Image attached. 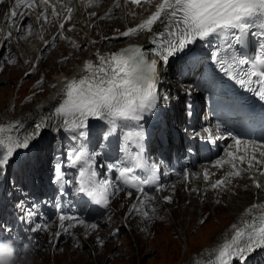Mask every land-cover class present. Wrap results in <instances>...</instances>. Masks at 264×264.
<instances>
[{"label": "snow or ice", "instance_id": "snow-or-ice-1", "mask_svg": "<svg viewBox=\"0 0 264 264\" xmlns=\"http://www.w3.org/2000/svg\"><path fill=\"white\" fill-rule=\"evenodd\" d=\"M94 2L99 5L102 0ZM124 2L127 3V0ZM0 3H3V0H0ZM21 3L22 0H16L11 11L13 18L20 15L15 9L20 7ZM132 3L139 5L140 0H132ZM39 4L44 7L48 0H39ZM28 7H34V4L29 2ZM115 7H119V0ZM71 11L69 6L68 12ZM52 16L56 17L58 13L53 10ZM41 19L48 22L44 12L38 14L37 22ZM15 24L13 19L8 34L4 36L5 40L11 39V30ZM157 25H162L163 31H157ZM63 27L64 21L60 23V28ZM140 31L151 34L150 43L154 47L145 50L141 46H130L115 53H96L98 63L94 65L90 61L85 62L82 78L67 83L60 93L62 102L55 107L54 113L46 120L42 118L31 132L20 131L19 123L0 125V176H3L7 167L21 156V150L31 151L42 131L56 120L57 128L62 127L74 140L81 141L67 156L69 166L78 172L76 179L80 185L79 190L95 203L108 207L109 199L120 189L113 188L112 181L107 178H99L102 173L98 171V154L91 152L85 142L94 134L92 120L99 123L104 139H111L118 130L123 135V130L128 129L127 137H135L137 152H131L132 145L128 142L124 149L125 156L121 157L118 163H109L106 170L115 171L126 187L142 193L137 204L132 206V211L140 212L145 219H151L156 209H151V215L149 211L141 209L146 208L155 198L145 194L143 186H155L158 192L162 189L159 187L157 165L149 164L143 157L144 132L140 122L156 106L159 95V68L166 65L169 58L177 53L186 49L191 51L189 45L203 42L211 47L215 44L213 60L220 66V70L242 88L253 91L259 99L264 100V0H162L147 19L136 28L128 29L120 35L130 37ZM28 34H31L30 26ZM250 34L261 37L254 57L248 56L244 51ZM19 38L25 37L21 35ZM254 83L258 85L257 88L251 87ZM231 138L237 146L236 150L244 152L238 159L244 162L247 158L250 169L254 157H248L249 151H259L264 149V145L257 146L248 141H241L235 136ZM226 155L235 158L232 151ZM260 155L264 156V151H260ZM223 163H232V160H218L216 166H222ZM232 167L234 171L229 172L227 176L240 177L241 170L235 164H232ZM60 172L59 167L55 169L57 182L63 179ZM185 178H188V174H185ZM204 178L208 179L207 173ZM226 182L227 180H217L212 184V188L221 187ZM255 187L259 189L262 186L256 183ZM164 199L165 202L171 203L170 197ZM28 215L31 216L32 213L29 212ZM244 217L246 219L242 218L239 225L232 226L223 243L215 249L207 250V259L199 264H232L234 258L243 261L254 250H264V205H252L246 210ZM59 221L65 233L77 224L84 223L71 216H60ZM65 221L68 222L67 225ZM88 227L94 231L97 225L90 224ZM41 230H46L45 226L32 228L33 232ZM5 242L0 239V245ZM97 243L102 244V241L98 240ZM15 256L18 259L16 252Z\"/></svg>", "mask_w": 264, "mask_h": 264}, {"label": "bare ground", "instance_id": "bare-ground-1", "mask_svg": "<svg viewBox=\"0 0 264 264\" xmlns=\"http://www.w3.org/2000/svg\"><path fill=\"white\" fill-rule=\"evenodd\" d=\"M15 2L16 0H7L3 11H1V7H0V25H1L0 35L2 36V40H5L4 36L8 34L9 24L13 19H15L16 22L18 21V19H22L23 22H28L29 17L34 16L31 9L28 7L27 0H22L21 6L15 9L18 13H20V15L16 18H13L11 16V11L14 9ZM83 2H85V0H78L79 7L77 9L78 10L77 13L79 16H82V22H85V21L87 22L85 25L86 26V29L84 30L85 32L87 31V28L90 26L93 18H95L94 19L95 21H93V24L113 22L114 23L113 27H116L117 32L108 31L109 32L108 33L106 31V28L103 30L99 29L100 32L105 33L103 34L105 36L101 39L100 42L95 43L94 31L93 29H90V35H89L90 41L87 44L88 46L86 47V50H85L86 52L85 53L82 52L80 54L73 53L71 54L70 58L64 59V64L67 60L70 59L73 61V63L75 62L76 67L70 70L69 68H65L63 66L64 68L61 70V73L57 72L53 74V76L49 79V81L47 80L48 82L45 81L46 86H44L45 88L44 97L43 98H41V96L35 97L37 99L39 98V101L37 100L36 106H33L29 109H26L24 105L21 104L18 110H20V112L22 110L24 111L20 114V117L18 118L14 116V111L16 110V106L18 102L16 101V99H10L8 105L4 106L2 109L0 108V125H5L7 123H19L20 124L23 122H31V123L38 124L42 118L46 120V118L49 115L54 113V109L55 107L59 106V102H62L60 93L66 87L67 83L71 82L72 80L82 78L83 67H84L85 62L90 61L94 65L98 63L96 56H95L96 53H101V54L115 53V52L122 50L124 46L127 44H130V43L143 44L145 42L146 37L150 35V33H148L147 31H140L138 34L130 36V37H124L120 35V33L126 31V29L136 28L144 19H147L148 16H150L153 12H155L156 6L159 3H161L162 0H151L150 3L148 2V0H140L139 5L133 4L132 0H128L127 4L120 3L118 8L115 7V5L117 4V0H108V2L105 5H101L100 7H96L93 9H88L87 8L88 4H85L83 6ZM73 3L75 4L76 1L72 0L71 4ZM102 3H103V0H102ZM101 20L103 21L99 22ZM99 26H100L99 28L102 27L101 24ZM44 29L46 32L47 28H44ZM107 29L110 30V28H107ZM14 30H15V27H13L11 30V39L9 40H11V43H15L17 45V47H14V51L18 55V59H19L18 64L20 67L25 68L28 74H34V75L36 74L37 63L39 64L42 61H45V63L50 64L49 66L50 70L57 68L55 62L60 60L61 58L63 59V56L66 54L64 50H62L60 47L49 50L50 48L49 43L45 46H42V44L39 41H37L34 37L21 41L18 35H16ZM20 32H22V30H20ZM15 37L18 39L17 42L13 41ZM117 44H120V45H117ZM103 45H105L106 47H103ZM81 48H83V46ZM51 51H54V52H51ZM75 54L77 55L76 59H74V56H76ZM76 60L78 62H76ZM34 61H35V64H33ZM167 77H165L164 75H160V78L166 79V81L163 84H160L162 82H159L157 85V89H160V90L163 89L164 92L167 91V88H169V92L172 90L176 91L177 89L174 88L172 85H170L167 80V79H172V74L167 75ZM44 78L46 77L44 76ZM185 87L186 86L180 85V89L183 92L186 91ZM19 89H15V95H16L15 98H18ZM162 97L164 99V97H168V94H162ZM182 98L183 97L179 99V103H182ZM158 101L159 100L157 99V102ZM174 109L175 111L176 110L179 111L178 100H177V105L174 107ZM56 123L57 121L53 120L50 123L49 127H46L45 130L42 131V133L44 132L51 133L54 130L61 129L62 127L60 128L56 127ZM91 123L93 124L94 128L99 126V123L96 122L95 120H92ZM31 131L32 129L29 130L28 132H31ZM40 138L38 139V141L41 140ZM260 151H264V149L255 151V154L253 155L254 159L251 161L252 168L255 169L257 172L262 170V168L257 163L256 160H259L260 162L264 161V156L260 155ZM111 157L112 156H109L107 152H103L98 155V158L100 161L108 160ZM218 160L228 161L227 159H225L224 156H222L221 158L216 157L215 159L208 161L207 163H202L199 165H193L191 161H189L187 163V169H186V173L188 174V178L190 179L189 182L185 183L183 181V178H181L180 182L176 181V185H173L172 187H166L164 191L161 193L163 198L170 196L172 197L171 199H173V195H175L176 193L175 189L180 187L181 188L180 192L182 193L180 195L178 194L180 196L179 199L181 198V202H184V203L186 202L187 206L193 207V209L200 208L202 211L204 210L206 206H209L210 208L212 207V210L218 211V209H220L218 207L219 203L225 202L226 206L229 205V211L233 210L236 212L232 214V220L228 223V225H226L224 231L219 232L217 236L214 235V242L212 243V245L210 244L211 246L204 248V250L201 249L202 251L200 250L199 252H196L195 254H198V255L194 254L193 257L189 258V261H192L195 258H203L207 256L206 255L207 250L215 249L221 243H223V239L227 237L229 233L231 232L232 226L234 224L239 225L241 223L242 218H245L244 210L246 207H249L252 203H255L256 205H264V191H262L260 188L254 189L251 187L252 186L251 180L253 181L256 180L258 183H260L263 181L262 177L255 176V174H253L254 172L247 169V167L243 164H240L237 166V168L241 170L240 177H228L227 174L229 172L234 171L232 167V163H223L222 166H216V162ZM247 162H248V159H247ZM205 173H207V176H208L207 180L209 181L211 179H213V181L217 179H222V180H227V182L224 183L223 186L213 189L211 181L206 182L204 178ZM249 174H252L251 178H249ZM244 185H246L245 188H243ZM183 187H185L184 191L182 190ZM203 188H205V190H203ZM138 199L139 198H136L133 201V196H132L131 202L124 209V211L121 212L122 216L128 220L130 219L129 217L131 218L139 217L137 221H135L134 223L131 222L130 224L132 233L137 232L138 230H141V232H145L144 230L141 229V226H143L149 221V219H145L141 214L139 213L136 214V211H132V206L134 204H137ZM137 207H139V205H137ZM143 209H141V211ZM145 210L147 209L145 208ZM190 212L191 211L187 210L185 211L184 214H189ZM184 214H181V215H184ZM193 214L195 217L196 213L192 210V215ZM215 215L216 214H214V216ZM199 216H201V213ZM206 218L207 217H205L203 220H205ZM177 222H178L177 224H179L178 225L179 227L177 226V228L179 229L180 235L184 236L185 235L184 218L181 220H177ZM97 224H98L97 228L94 231L88 227L89 224L87 223H84L82 225L78 224L76 227H74V231L72 232H75V231L78 232L83 229V230H86V233L88 235H91L92 233H95V232L99 233L100 228H105L108 225V224L103 223L102 219H98ZM65 225L67 224L65 223ZM203 226H206V225L204 224ZM133 228H135V230ZM48 230H50L51 232H54L59 238L62 237L63 235H67V238H71L70 230L68 231V233H65L64 229H62L60 225L55 226L53 228L49 227ZM41 233L35 232V235H34L36 240L39 242L42 240V237H43ZM105 237L106 236H104V238ZM47 238H48V235L45 236L44 240H46ZM77 238L78 236H76V238L74 239H77ZM79 239H81V237H79ZM85 240H88V242L91 244V248L89 249L90 250L89 252H92L94 256H96L100 260V253H98V251H100L99 247L101 246V244L97 243L98 240L101 241L100 236H98L97 238H95L94 235H91L88 237L86 236ZM72 244L73 242L69 243L67 246L71 250L75 249L74 244H73L74 248L72 249ZM110 246L111 245H105V247H108V248ZM44 247L42 249H40L41 248L40 247L38 251H35V253L36 254H40V252L42 253V251L44 250ZM49 248H50V245H49ZM60 248L62 247L60 246ZM65 249H66L65 255H67L68 257H71L69 260L71 261L73 259L71 256V251L68 248H65ZM189 251H190L189 239L188 237H186V253H188ZM122 256L126 257L128 256V254L127 253L123 255L120 254V257Z\"/></svg>", "mask_w": 264, "mask_h": 264}, {"label": "rangeland", "instance_id": "rangeland-1", "mask_svg": "<svg viewBox=\"0 0 264 264\" xmlns=\"http://www.w3.org/2000/svg\"><path fill=\"white\" fill-rule=\"evenodd\" d=\"M94 19L95 18H93L92 20L90 29H93L94 31L95 43L100 42L101 39L105 36L103 35L105 33L100 32L99 29L103 30L106 28L107 32L116 31V27H113V22L93 24V21H95ZM102 21L103 20L99 22ZM100 24L102 25L101 28H99ZM107 28H110V30H108ZM85 38L86 34H84L82 37V44L87 43V40H85ZM57 45L58 44L55 43L50 48L54 49ZM83 46H85V48H81L77 52V54L86 52L85 50L87 46ZM103 47L106 46L103 45ZM11 55L12 54H6V56H4V53L0 46V108L2 109L4 106L8 105L10 99H16L18 104L16 106V110L14 111V116L18 118L20 117V114L24 111L22 110L20 112V110H18L21 104L24 105L26 109H29L33 106H36L37 100L39 101V98L37 99L35 97H44V86H46L45 81H49L53 73H49L50 64H47L45 63V61H42L39 64L37 63L35 75L28 74L25 68L19 66L17 62L18 60L16 61L15 58L13 64L11 62H8L13 59L11 58ZM64 56L67 59L69 58V55L67 53ZM76 58L77 55L74 56V59ZM76 62L78 61L76 60ZM64 67L72 70L74 69V67H76V64L75 62L73 63V61L69 59L65 62ZM64 67H62L61 70ZM44 76L46 78H44ZM41 81L42 83H39ZM168 82L178 91L181 90L180 85L177 84L174 79H168ZM15 89H19L18 98H15ZM19 125L20 131H29L31 129L33 130L36 124L31 122H23ZM45 133L47 132H44L42 134L45 135ZM100 134L101 132L99 130L98 135ZM45 140L47 141V138L41 139L40 143L43 144ZM97 142L98 138L96 143ZM48 145L50 148V144ZM62 146L63 144L57 143L58 149L56 151V154H61L63 152L61 149ZM101 148L103 149L104 146H101ZM56 162L57 159L53 158L52 163ZM65 162H68V159L65 160ZM171 185L172 183H168L165 188ZM245 186L246 185H244L243 188H245ZM180 190V187L175 189L176 193L175 195H173L171 203L167 202L166 204L161 205L159 209L155 207L156 212L153 218L149 219L146 224L141 226V229L145 232H141V230H138L137 232L132 233L131 228L129 230L123 228L121 230V234H116V237L113 238L111 236H108L107 238H104V236H107L108 230L111 229V227H105L103 229L100 228L99 233H92L91 235H94L95 238L100 236L102 241V244L99 247L100 251H98V253H100V260L96 256H94L92 252H89L91 244L88 242V240H85V238L86 236L88 237L91 235H88L86 233V230L82 229L80 230V232L76 231L78 235L75 233L72 238H67V235H63L59 238L54 232H47V234L41 233V235H43V240L36 243L35 249L36 251H38L40 247V249H42L45 246V251L43 250L42 253L40 252V254L35 255L33 253V255L31 256V264H187L190 262L189 258L193 257L196 252H199L201 249L204 250V248L212 245V243L214 242V235L217 236L219 232L224 231L226 225H228V223L232 220V214L236 212L232 209V211H229V205L226 206L225 202L219 203L218 207L220 209H218V211L212 210V207L210 208L209 206H206L202 211L200 208L193 209V207L187 206L186 202H181V198L179 199V195L182 192H180ZM182 190L184 191L185 187H183ZM118 198L112 202V206L121 213L131 202L132 196L130 197L125 194H122ZM184 210H188L191 212L189 214H184ZM192 210L196 213L195 217L194 214L192 215ZM180 213L184 215H181ZM200 213L201 216H199ZM214 214H216V217L214 216ZM205 217H207L205 219L206 221L203 220ZM129 218L130 222L132 223L139 219V217ZM183 218L185 229L184 236L180 235L179 229L177 228V226L179 225L177 224V220H181ZM204 224L206 226H203ZM133 229L135 230V228ZM46 235H48V238L44 240ZM76 236H78V238L74 239L76 238ZM79 237H81V239H79ZM186 237H188L190 244V251L188 253H186ZM71 241L75 246V249H73L74 246L72 244L73 250L67 247L69 243H72ZM105 245L111 246L108 248L105 247ZM60 246L62 248H60ZM65 248H68L71 251V256L73 258L71 261H69L71 257L65 255ZM125 253H127L128 256L120 257V254L123 255ZM261 256L263 258V262L264 254H262ZM257 257L258 256H255L256 259ZM256 264H260V261L257 260Z\"/></svg>", "mask_w": 264, "mask_h": 264}, {"label": "clouds", "instance_id": "clouds-1", "mask_svg": "<svg viewBox=\"0 0 264 264\" xmlns=\"http://www.w3.org/2000/svg\"><path fill=\"white\" fill-rule=\"evenodd\" d=\"M0 264H31V257L25 255L23 259H17L11 242L6 241L0 245Z\"/></svg>", "mask_w": 264, "mask_h": 264}]
</instances>
